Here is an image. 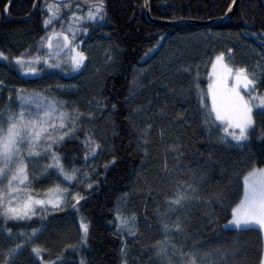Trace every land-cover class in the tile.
Returning a JSON list of instances; mask_svg holds the SVG:
<instances>
[{"label": "trees", "instance_id": "16d2710c", "mask_svg": "<svg viewBox=\"0 0 264 264\" xmlns=\"http://www.w3.org/2000/svg\"><path fill=\"white\" fill-rule=\"evenodd\" d=\"M48 2L70 5L59 12L65 29L72 13L80 11L74 0H0V50L9 57L25 49L35 53L40 37L45 35L43 22L48 12L44 5ZM233 2L149 0V15L153 20L208 21L224 17ZM105 7V21L89 24L88 32L78 33L76 39L82 49L92 43L108 49L110 70L106 74L101 75V70L91 80L93 73L89 74L90 67L85 66L72 77L46 72L40 78H31L24 77L11 60H0V82L6 90L0 95V112L19 113L20 103L14 101L13 94L22 89L65 105L64 110L70 114L72 109L84 113L74 135L57 150L67 167L86 171L96 181L91 189L76 185L85 194L78 212L68 207L69 213L46 219L5 222L0 218V264H5L8 245H15L12 238L19 237L17 241L22 242L33 228L44 230L48 237L39 245L45 249L43 258L56 260L62 256L63 264H81V260L84 264H187V256L181 258V249L188 254L194 247L198 264H259L263 240L258 227L238 230L228 221L232 219L231 208L242 197L243 176L254 161L261 162L257 167H264V116H254V130L243 143L248 154L242 156L222 147L214 129L207 137L201 124L200 99L205 97L207 101L208 72L217 53L227 54L235 39L247 41L259 52L260 39L252 33H264V0H239L227 22L209 27H166L149 22L144 16L143 0H105ZM53 24L60 30L58 21ZM194 33L211 37L185 44L177 68L172 73H152L132 97L134 70L164 43ZM87 60L92 63L89 57ZM85 78H90L89 82ZM257 87L258 93L264 89V76ZM96 97L103 113L108 114L101 128L111 149L104 161L99 154L93 159L91 149L84 145L91 132L85 108ZM37 151L40 155L27 161V183L33 194L47 189L58 175L54 169L46 170L51 161L42 149ZM113 156L115 162L109 163ZM189 185L195 190L191 199L169 209L168 198L178 187ZM135 191H141L140 199L146 200V225L141 229L142 237L128 241L122 253L113 222L114 202L123 192ZM80 217L90 224L84 244L80 243ZM177 220L182 224L179 232L174 227ZM5 223L12 229L11 236L3 231ZM164 224L169 225L167 234ZM32 247L24 245L17 259L7 260L6 264H34ZM159 248H165L167 255L158 252Z\"/></svg>", "mask_w": 264, "mask_h": 264}, {"label": "snow or ice", "instance_id": "6c2138e0", "mask_svg": "<svg viewBox=\"0 0 264 264\" xmlns=\"http://www.w3.org/2000/svg\"><path fill=\"white\" fill-rule=\"evenodd\" d=\"M74 2L80 11L79 13L73 12L69 17L67 29L63 26L64 22L60 19L59 12L61 7H70V5L60 4L57 6L48 2L44 5L48 12L43 22L45 35L40 37L35 53L30 49H25L19 55L9 57L0 50V60H11L21 73L31 76L39 75L42 69L36 65L41 63L47 68L60 69L66 73L81 70L87 57L77 43V34L87 33L89 24L105 21L107 13L105 0H84L83 3L74 0ZM147 5L148 0H143V6ZM7 8L8 6L5 5V11ZM54 20L61 24L60 30L55 29ZM50 27L52 28L51 32L48 31ZM252 35L260 39L259 54L264 55V38H262L264 33H252ZM232 51L233 49L229 48L227 54L222 51L211 59V68L208 72L210 80L207 91L208 100L205 101L201 97L200 104L204 123L210 129L218 128L223 133L219 139L228 140L230 138L231 141L236 142L235 146H241L254 130V116H264V94L256 92L255 73L249 72L246 66H234L230 63L231 56L228 54ZM16 91L17 100L20 102L19 113H14L11 110L7 113L0 112V218H3L5 222L31 219L37 205L42 206L44 211H60L68 206L78 212L79 202L85 198V194L81 193L76 185H83L91 189L96 181L91 180L88 173L82 177L74 166L69 168L62 163V157L57 149L66 138L70 139L74 135L80 117L84 113L72 109L70 114L64 110L65 105L42 97L39 93L25 95L22 89ZM254 109L258 111L254 112ZM87 115L91 117L92 113L89 112ZM84 145L86 149H91V156L95 159V156L99 154L100 145L91 137L84 140ZM38 149H42L44 156L51 161L46 166V170L54 169L58 173L54 178L59 182L53 188L48 189L49 193L54 190L55 196L34 197L31 194V185L27 183L29 180L27 161L30 157L40 155ZM88 157L89 152L86 151L85 160ZM114 162L115 157L113 156L109 163ZM258 163L261 162L254 161L250 171L243 176V196L239 203L231 208L232 219L228 221V224L234 225L238 230L255 226L264 234V167H257ZM107 166L108 164H105L106 168ZM49 175L51 176L52 173ZM60 177L63 178L62 181ZM64 181H67L66 185ZM25 190L28 194L20 195ZM194 191L191 185L187 188L178 187L168 198L169 209H172L173 206H180L183 201L191 199ZM174 227L179 232L182 228L181 222L177 220ZM116 228L118 234L122 235L124 231H127L128 235H134L135 214L126 216L117 209ZM168 228L169 225L164 224L166 234ZM3 231L11 236L12 229L7 223H5ZM39 231L40 229L33 228L32 236L28 242H31ZM89 231V222L86 218L80 217L81 244L86 243ZM20 247V244H16L15 248L7 249L5 264L8 257L13 256ZM44 251L45 249L39 245L31 248V253L39 264H63L62 256L57 257L56 260L44 259ZM121 252H124L123 248ZM158 252L167 255L165 248H159ZM197 254L195 247L188 254H185L181 249V258L187 256V264H198ZM81 264H84L83 260H81ZM259 264H264V253L259 258Z\"/></svg>", "mask_w": 264, "mask_h": 264}, {"label": "rangeland", "instance_id": "374dc122", "mask_svg": "<svg viewBox=\"0 0 264 264\" xmlns=\"http://www.w3.org/2000/svg\"><path fill=\"white\" fill-rule=\"evenodd\" d=\"M209 26H213V25H209ZM202 27H207V26H202ZM209 37H211V35L208 33L207 34H204V33L187 34L185 36L180 37L177 40L176 39L171 40L170 42L171 44L169 42H166L159 49H157L156 51L154 50L155 52L151 55V57L144 61L143 66L138 67L137 69L134 70L133 82L131 84V96L132 97L135 96L137 92L140 91V88L142 87L144 80L148 78V76L151 75L152 73H156V72L172 73V71H174L177 68L176 64L180 56L179 54L180 49L183 46H185V44L187 45L188 43L190 44L198 43L200 41L204 42V41H207ZM214 42H217L216 38H214ZM79 46L82 48L81 44H79ZM232 49L233 51L230 55L231 56L230 63L234 66H246L249 72L255 73L256 79H257V84L255 85V89L257 92L258 91L257 86L260 84L264 76V56L259 54V52L255 48L250 46V43L244 40L235 39V41L233 42ZM83 50L86 54V57H89L92 63L90 64L86 58L85 65H83L81 69L85 66L90 67L89 74L93 73L90 76L91 80L95 79L96 76L100 75L101 70H103L101 75H104L107 72H109L110 53L108 52L107 48H104L101 44L92 43V44L83 45ZM36 66L42 69L39 75L37 76L23 75V76L31 77V78H40L41 76L45 75L46 72L47 73L52 72V73H56L62 76L72 77L80 72L79 70L76 72L68 71L66 73L64 71H61L60 69L47 68L42 63ZM89 74L87 75V77L89 76ZM90 78H85L84 80L89 82ZM209 83H210V80H209ZM16 90L14 91V94H13L14 101H16V103H20L17 100ZM4 92H6V90L4 89V86L0 83V95ZM242 93H243V90H242ZM23 94L28 95L29 93L23 92ZM259 94H264V89L262 91H259ZM203 98L205 100V97ZM207 100H208V97H207ZM257 111H258L257 109H254V112H257ZM89 112L92 113L91 117L87 115V113ZM107 117H108V114L103 113V106L101 105V101H98L97 97L94 98V100L88 104V107L85 108V119L91 126L90 137L94 139L100 145L98 152H99V158L101 161H104L107 158L110 152V149H111V146H110V143L107 137L102 136L103 129L101 127L104 124V122L107 120ZM207 127L209 128L208 125ZM209 130L211 132L213 131V129H210V128ZM214 130L216 131L218 138L223 135V133L218 128H214ZM219 144L225 149H232L240 153L242 156H245L246 154H248V149L244 144L241 146H235L236 142L231 141L230 138L228 140L219 139ZM78 171L82 177L85 173H88L83 170H78ZM60 180L62 181L63 178L60 177ZM58 182L59 181H57L56 179H52L51 185L47 189L37 194H33V193L31 194L37 198H47L49 195L55 196L56 192L53 190L51 193H49L48 189L53 188L54 185ZM136 182L139 183V181H136ZM64 184L66 185L67 181H64ZM77 186L83 187V185H77ZM27 194L28 193L26 190L20 193V195L22 196L27 195ZM141 195H142L141 191L125 192V193L123 192L122 194L117 196L114 202L113 222H114L115 233L118 235L121 241V249L123 248L125 250L126 243L128 241H136L137 239L142 237L141 229H143L146 225V220L143 215L144 210L146 208V200L143 201V199H140L142 198ZM242 196H243V180H242ZM117 209H119L121 213L126 216H132L133 213L135 214L136 228H135L134 235H128L127 231H124L122 235L117 233V228H116ZM34 212L35 214L31 218L37 217V218L46 219L50 216L52 217L54 215L62 214L65 212L69 213L68 206H65L60 211H52V210L44 211L43 207L39 205L35 207ZM53 219L56 220L57 218L53 217ZM45 234L46 233L44 230H40L37 233L36 237L31 240V242H28V241H29V238L32 236V232H30L27 236H25L22 239V242L17 241L19 240V237H16V236L13 237L12 240L13 242H15V245L20 244L21 247L15 251L13 256L8 257L7 260L9 262L10 261L13 262L14 259H17L22 249H24V245L37 246V245L42 244L41 242L48 241V237H46ZM262 240H263L262 252L264 253V234H262ZM15 245L14 246L8 245V247L6 248L4 252V257L7 256V249L10 247L15 248ZM60 247H63V246H60ZM121 264H126V263L123 261Z\"/></svg>", "mask_w": 264, "mask_h": 264}, {"label": "water", "instance_id": "95a60500", "mask_svg": "<svg viewBox=\"0 0 264 264\" xmlns=\"http://www.w3.org/2000/svg\"><path fill=\"white\" fill-rule=\"evenodd\" d=\"M238 2L239 0H234L230 10L226 13L224 17H221L219 19H213V20H208V21H195V20L164 21V20H153L150 18L149 0H148V5L146 7L144 6V16L147 21L156 23L159 25H163L166 27H178V26H183V25H194L196 27H202V26L216 25V24L227 22L230 19L235 8L237 7Z\"/></svg>", "mask_w": 264, "mask_h": 264}, {"label": "bare ground", "instance_id": "6f19581e", "mask_svg": "<svg viewBox=\"0 0 264 264\" xmlns=\"http://www.w3.org/2000/svg\"><path fill=\"white\" fill-rule=\"evenodd\" d=\"M203 123H204V121L201 122V124H203Z\"/></svg>", "mask_w": 264, "mask_h": 264}]
</instances>
